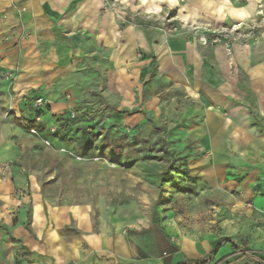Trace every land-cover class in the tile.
Here are the masks:
<instances>
[{
  "label": "rangeland",
  "instance_id": "374dc122",
  "mask_svg": "<svg viewBox=\"0 0 264 264\" xmlns=\"http://www.w3.org/2000/svg\"><path fill=\"white\" fill-rule=\"evenodd\" d=\"M97 1L85 19L68 9L80 18L69 30H24L23 10L0 30V154L14 200L0 264H115L100 250L116 248L169 258V237L211 248L208 263L264 264V90H247L240 72L238 90H201L181 58L248 42L260 19L216 28L201 0ZM107 17L106 32L91 29Z\"/></svg>",
  "mask_w": 264,
  "mask_h": 264
},
{
  "label": "crops",
  "instance_id": "0c3cea01",
  "mask_svg": "<svg viewBox=\"0 0 264 264\" xmlns=\"http://www.w3.org/2000/svg\"><path fill=\"white\" fill-rule=\"evenodd\" d=\"M90 0H0V15L4 19L0 21V30L8 32L16 25L15 19L17 12L23 10L24 14L21 16V25L24 30L37 31V34L49 32V30H69L72 28L70 23L78 22L80 18H71L67 16L70 14L68 9L76 6L77 13L80 12V17L85 19L86 12H91L88 7ZM96 1L95 7L98 5ZM247 6L243 8L241 3L231 0H201V3L207 7L210 6L212 12L213 22H216L218 27L223 26V22L229 26H237L247 22L251 23L256 16L257 5L260 0H245ZM262 1V0H261ZM228 2L229 4H226ZM93 4V2H92ZM229 7L227 8V6ZM233 5V7H231ZM242 6V7H241ZM231 7V8H230ZM240 7V8H239ZM16 10H18L16 12ZM25 15V18L22 17ZM77 15V14H76ZM54 16L55 20H51ZM66 20H63V18ZM71 19V21H69ZM58 23H53V21ZM70 23H69V22ZM109 17L104 18V21L92 26L91 29L99 30L100 33L106 32L110 27ZM212 23V22H210ZM226 25V24H225ZM263 27L256 37H251L248 42H241L232 44L225 42L218 43L219 45H203L204 51L199 53L196 49L186 48L181 58H186V62L191 68L192 81L198 82L201 90H238L237 73L240 72L246 80L247 90H264V24L260 22ZM76 27V26H74ZM235 28V27H234ZM236 29V28H235ZM50 33V32H49ZM237 33H235L236 35ZM238 35V34H237ZM202 42L204 38L201 39ZM134 45H140V37L132 33L128 39ZM206 43V42H205ZM213 46V47H210ZM230 52L228 53V49ZM203 52V53H202ZM19 127V126H17ZM20 128V127H19ZM10 157L7 153L0 154V236L3 237L7 230L14 229L11 220V212L13 211V187H12V173L13 166L11 160H6ZM38 207L34 208L33 214L36 218L38 216ZM165 242L167 245L168 256L171 257H143L131 261L133 258L130 254L127 256L124 252L120 253L117 248L106 253V250L101 249V255H113L115 257V264H190L192 262H205L203 260L205 254L209 253L211 248L201 246L198 241L182 240L175 242L169 237ZM89 243L97 244L95 239H90ZM228 244V243H227ZM176 248L177 251H174ZM95 251V255H98ZM106 253V254H105ZM162 253V254H164ZM232 253V252H231ZM94 254H91L92 257ZM217 253L213 257H217ZM227 254V253H226ZM92 264V263H90Z\"/></svg>",
  "mask_w": 264,
  "mask_h": 264
},
{
  "label": "trees",
  "instance_id": "16d2710c",
  "mask_svg": "<svg viewBox=\"0 0 264 264\" xmlns=\"http://www.w3.org/2000/svg\"><path fill=\"white\" fill-rule=\"evenodd\" d=\"M16 125L19 126L21 129H26V128H27V129L32 130V129H34V127H35V122H34V121H27V122L20 123L19 121H17V122H16ZM137 140H138V139H136L134 143H135V144H136V143L141 144V142L139 143ZM134 143H133V145H135ZM139 149H140L139 151H143V148H139ZM142 159H144V158H142ZM129 165H131V163H130ZM168 174H169V172L166 173V175H168ZM224 242H227V240H225V239H220V240L218 241V243L216 244L214 250L212 251V255H214L215 253H217L219 247H220L221 244L224 243ZM231 247H232V249H231V250H232V254H236V253L238 252V248H237V246H236L235 244L231 243ZM204 263H205V262L200 261V262H192V263H190V264H204ZM92 264H93V263H92Z\"/></svg>",
  "mask_w": 264,
  "mask_h": 264
},
{
  "label": "built area",
  "instance_id": "2783aa9c",
  "mask_svg": "<svg viewBox=\"0 0 264 264\" xmlns=\"http://www.w3.org/2000/svg\"><path fill=\"white\" fill-rule=\"evenodd\" d=\"M256 16L260 19L261 22H264V5L261 3H258L257 5V9H256ZM239 25H237L236 27H238ZM214 43L220 42L219 40H213ZM228 49V53L229 48ZM35 107H37L39 110L41 109L42 106V99H38L35 101L34 103ZM71 117L73 118L75 116V114L73 112H70ZM36 121H40L39 118H36ZM33 131V130H31Z\"/></svg>",
  "mask_w": 264,
  "mask_h": 264
}]
</instances>
